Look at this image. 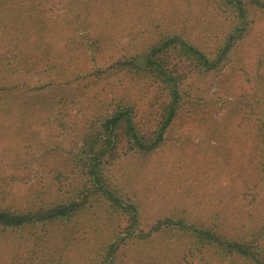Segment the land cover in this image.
<instances>
[{"label": "trees", "instance_id": "1", "mask_svg": "<svg viewBox=\"0 0 264 264\" xmlns=\"http://www.w3.org/2000/svg\"><path fill=\"white\" fill-rule=\"evenodd\" d=\"M28 1L33 6L24 9V0H0V29L7 40L0 54V112L40 114L47 109L60 110L84 94L89 85L87 74L130 78L144 101V111L135 99L113 98L104 113L86 121L83 133L68 151V166L74 177L56 172L53 178L57 187L49 200L18 206L17 201L7 199L8 190L3 191L0 234L8 237L9 253L4 255L8 264H70L66 256L69 246L91 243L86 237L83 243L79 241L80 231L85 227V217L94 216L101 204L114 215L115 232L109 243L85 253L83 264H117L123 249L161 233L189 238L178 239L176 243H184L185 256L175 253L169 264H184L191 255L204 264H264L263 230L227 235L218 225L175 215L143 229L138 206L119 191L107 172L122 156L147 154L161 145L179 114L184 85L191 74L236 67L230 56L247 38L255 13L264 12V0L177 2V24L142 26L110 44L102 54L94 46L98 42H91L85 58L95 63V68L83 76V68L71 64L63 68L54 64L36 72L33 68L37 60L28 64L29 50L23 48L34 22L45 25L57 12L77 15L76 0ZM98 62L103 67L99 68ZM249 75L254 92L252 100L245 101L255 121V152L248 189L256 198L264 192V55L258 57ZM12 76L37 79H25L21 85L7 83ZM38 104L41 109L34 110ZM17 106L24 110H16ZM57 121L63 127L62 119ZM129 262L136 263L135 259ZM156 262L161 264L157 258Z\"/></svg>", "mask_w": 264, "mask_h": 264}, {"label": "rangeland", "instance_id": "2", "mask_svg": "<svg viewBox=\"0 0 264 264\" xmlns=\"http://www.w3.org/2000/svg\"><path fill=\"white\" fill-rule=\"evenodd\" d=\"M181 1L76 0L77 15L57 12L45 25L33 23L27 33L28 44L23 46L29 50L27 63L36 59V72L54 64L62 68L79 66L83 68L82 76L93 72L95 63L85 58L91 42H98L94 46L102 54L110 44L142 26L177 24L174 13ZM31 6L24 0V9ZM6 44L0 29V54ZM262 55L264 12L257 11L247 38L230 56L236 67L191 74L184 85L179 114L161 145L147 154L129 153L109 166L107 172L119 191L138 206L143 229L160 218L175 215L218 225L227 235L264 231V192L255 198L248 189L254 171L255 121L245 101L252 100L254 89L249 73ZM97 66L103 67L100 62ZM17 78L9 77L7 83L21 85L25 79H37ZM86 81L89 85L84 94L60 110L47 109L40 114L0 112V195L8 190V200L27 207L40 199L49 200L57 187L53 178L56 172L74 177L68 166V151L83 133L86 121L104 113L113 98L135 99L144 111V101L130 78L87 74ZM40 109L39 104L34 108ZM16 110L24 109L17 106ZM59 119L63 127L58 126ZM96 211L92 217L84 216L85 227L79 235L81 243L85 237L91 243L69 246L66 256L70 264H83L85 253L109 243L113 237L114 215L102 204ZM181 238L184 237L161 233L137 242V246L121 251L117 264H157L153 263L156 258L158 263L169 264L175 253L185 256L184 243H176ZM7 241L8 237L0 234V264H8L4 256L9 253ZM133 259L136 263L129 262ZM184 264L204 263L191 255Z\"/></svg>", "mask_w": 264, "mask_h": 264}]
</instances>
